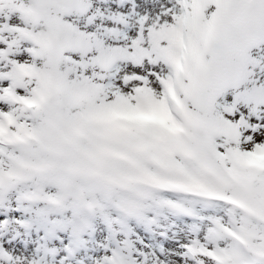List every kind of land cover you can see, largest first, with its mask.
I'll list each match as a JSON object with an SVG mask.
<instances>
[{
	"label": "snow or ice",
	"instance_id": "obj_1",
	"mask_svg": "<svg viewBox=\"0 0 264 264\" xmlns=\"http://www.w3.org/2000/svg\"><path fill=\"white\" fill-rule=\"evenodd\" d=\"M0 264H264V0H0Z\"/></svg>",
	"mask_w": 264,
	"mask_h": 264
}]
</instances>
